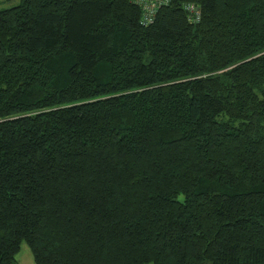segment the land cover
<instances>
[{
    "label": "trees",
    "instance_id": "trees-1",
    "mask_svg": "<svg viewBox=\"0 0 264 264\" xmlns=\"http://www.w3.org/2000/svg\"><path fill=\"white\" fill-rule=\"evenodd\" d=\"M141 14L0 9V264H264V0Z\"/></svg>",
    "mask_w": 264,
    "mask_h": 264
},
{
    "label": "built area",
    "instance_id": "built-area-1",
    "mask_svg": "<svg viewBox=\"0 0 264 264\" xmlns=\"http://www.w3.org/2000/svg\"><path fill=\"white\" fill-rule=\"evenodd\" d=\"M141 7V22L144 25L150 24L154 20V15L163 5L169 4L170 0H132ZM184 9L186 10L188 20L192 23H198L201 19V10L198 4L185 3Z\"/></svg>",
    "mask_w": 264,
    "mask_h": 264
},
{
    "label": "rangeland",
    "instance_id": "rangeland-1",
    "mask_svg": "<svg viewBox=\"0 0 264 264\" xmlns=\"http://www.w3.org/2000/svg\"><path fill=\"white\" fill-rule=\"evenodd\" d=\"M18 2L19 0H0V9L9 8ZM16 255V264H35L33 254H31L28 244L24 241L21 242L20 249Z\"/></svg>",
    "mask_w": 264,
    "mask_h": 264
}]
</instances>
